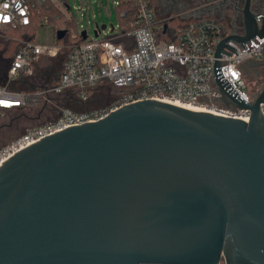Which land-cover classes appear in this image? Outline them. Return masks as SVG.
I'll return each mask as SVG.
<instances>
[{"label": "water", "instance_id": "95a60500", "mask_svg": "<svg viewBox=\"0 0 264 264\" xmlns=\"http://www.w3.org/2000/svg\"><path fill=\"white\" fill-rule=\"evenodd\" d=\"M251 6L213 67L250 121L143 100L17 152L0 167V264H264V88L248 104L219 61L264 37Z\"/></svg>", "mask_w": 264, "mask_h": 264}, {"label": "built area", "instance_id": "2783aa9c", "mask_svg": "<svg viewBox=\"0 0 264 264\" xmlns=\"http://www.w3.org/2000/svg\"><path fill=\"white\" fill-rule=\"evenodd\" d=\"M38 0H0V38L21 44V49L7 62L4 81L0 83V121L10 114L29 107L46 108L54 98L75 91L81 102L91 98V91L101 82L108 81L116 88H127L117 103L110 107L89 111L60 110L52 121L33 126L24 134L0 148V167L17 152L30 147L42 138L68 127L88 122L101 121L111 112L143 100H158L182 107H193L197 111L218 116L250 121V110H241L233 105L226 106L214 77L215 53L218 43L229 36H244L240 31L226 26L216 18L204 19L200 13L185 11L181 19H195L180 28L176 42L160 39L159 33L167 32L166 20L157 14V0H118L115 7L129 6L118 13L119 25H111L110 32L97 27L98 37H89L87 27L80 25V35L87 31V39L81 43L59 45L39 44L27 38L12 37L9 32L29 29L40 11ZM45 2L46 0H42ZM71 19L72 15L60 0H51ZM87 0H85L86 2ZM92 8V6H91ZM259 28L263 26L264 9L252 10ZM133 26L125 29L127 25ZM78 35L74 34L76 39ZM129 38L123 44L117 43ZM224 47L231 56L222 53L219 58L224 78L248 103L255 102L264 86L255 92L249 89L248 76L252 71L257 78L264 63V37H255L243 44L228 40ZM65 55L59 80L47 70L40 71L42 59H56ZM57 76V75H56ZM27 83L32 89L20 92L15 85ZM264 115V104L260 105ZM222 264H225L223 262Z\"/></svg>", "mask_w": 264, "mask_h": 264}, {"label": "rangeland", "instance_id": "374dc122", "mask_svg": "<svg viewBox=\"0 0 264 264\" xmlns=\"http://www.w3.org/2000/svg\"><path fill=\"white\" fill-rule=\"evenodd\" d=\"M117 2L118 0H115V4ZM69 3H71L69 4L70 10H68L70 16L73 14V17L75 21H77V23L89 28V37L91 38H94L97 27H102L106 25L108 26V29L105 30L104 33H109V28L111 27V25H119L118 13L113 0H87L86 2L85 0H69ZM193 9H195V7L192 5L180 3V5L173 7L172 13L169 17H166L164 15L159 16V14H157L158 17H160L162 20L167 19L166 22H168V20H172L173 18H179L177 16H181L183 12L193 11ZM200 14L202 16H211L212 18H216L221 22L223 21L226 26H231L232 29L234 28V30L240 31V26L237 22L225 21L222 19V16L212 15L210 14V12L207 11H200ZM59 27L60 26L54 27L52 25L44 23L42 26H40V28H38V31H36L35 42L39 44H56V33L57 30H59L57 29ZM25 35L27 34H25L24 31V36ZM11 36L23 38L22 34L20 33L12 34ZM67 44L68 43L59 45ZM6 48V45L0 46V53H2ZM65 59V55L62 54L59 59L50 61L48 64L44 65L45 67L42 66L43 68L40 67V71L47 70L49 68V72L53 74L54 77H56V75L60 74L61 66ZM7 64H3V66H0V82L4 81V70L6 69ZM254 80L255 78L248 76L250 90L253 88V84H255ZM62 98L63 97L54 98L52 104H49V106L46 108L22 109L18 112L10 114L9 117H6L5 119L1 120L0 134L3 137L2 140H0V147L6 146V144L20 137L29 128L52 121L57 118L60 113V110L64 109V105H66L64 104V101L61 100ZM96 98L97 97H93V100H95ZM69 105H71L70 107H73L75 110H83L80 105ZM12 135H15V137H13Z\"/></svg>", "mask_w": 264, "mask_h": 264}, {"label": "trees", "instance_id": "16d2710c", "mask_svg": "<svg viewBox=\"0 0 264 264\" xmlns=\"http://www.w3.org/2000/svg\"><path fill=\"white\" fill-rule=\"evenodd\" d=\"M63 2V4L66 7H69L71 3H69V0H60ZM130 7L128 6H120L117 9V13H119L123 9H129ZM37 10L40 11V14L35 17L33 21V25L26 30H20L16 32H9L10 35L12 34H22L23 38L31 39L35 41V36H36V31H38V28L42 26L44 23H47L49 25H52L54 27L60 26L59 30H57L56 33V41L58 44H64V43H81L84 42L83 37L79 34L80 32V25L75 21L73 15L71 19H68V17L52 2L51 0H46L43 2L42 0L37 1ZM93 10V9H92ZM88 14V13H87ZM204 19L206 18H212L211 16H203ZM195 19L191 18L188 20L185 19H180V18H173L172 20H168L166 22L167 25V32L164 33V29L159 33L160 39H163L167 42H176V34L178 33V30L180 28L187 26L190 22H193ZM223 23V21H222ZM224 24V23H223ZM133 26H130L129 24L125 26V29H131ZM89 30V28H87ZM24 31L25 35L24 36ZM59 31H66V35L62 40H58L57 34ZM76 34L78 37L76 39L73 38V35ZM127 40H131L129 38H122L117 43L123 44L127 42ZM6 45L7 48L0 53V66H3V64H7L6 61L9 62L14 55L20 51L21 49V44H16L12 43L10 41H7L6 39H0V46ZM61 55L56 58L59 59ZM56 59H42L39 63V69L40 67H45L44 65L48 64L50 61H54ZM64 62L61 66V72L64 67ZM42 67V68H43ZM263 70L260 71L259 76L254 80L253 88L252 90L255 92H258L263 86H264V68ZM60 72V73H61ZM59 75L55 77V82L59 80L58 78ZM4 77V76H3ZM1 83V82H0ZM249 83V82H248ZM250 84V83H249ZM14 88H16L20 92L28 93L32 88L27 85V83L20 82L18 85H15ZM129 90L127 88H116L113 84H110L108 81H103L100 83V85L92 90L91 92V98L87 102H81L78 100L77 96L75 95V91H70L67 92L65 95L61 96L63 97L61 100L64 101L65 108H70L74 111L75 110L73 107H70L71 105L69 104H77L82 107L83 110L81 111H89V110H94V109H100V108H106L110 107L113 104L117 103L119 98L123 95L126 94ZM100 94V95H99ZM93 97H97L95 100H93ZM109 98V99H107ZM29 108H35V107H29ZM80 111V112H81Z\"/></svg>", "mask_w": 264, "mask_h": 264}, {"label": "flooded vegetation", "instance_id": "af4514ba", "mask_svg": "<svg viewBox=\"0 0 264 264\" xmlns=\"http://www.w3.org/2000/svg\"><path fill=\"white\" fill-rule=\"evenodd\" d=\"M245 2L246 0H157V13L159 16L164 15L169 17L173 7L183 3L194 6L195 9L193 11L196 13L207 11L212 15L222 16V19L225 21L237 22L240 29H243L242 9L245 7ZM257 9H264V0H252L251 10ZM253 76L254 74L251 71L250 77ZM12 136L15 137V135ZM2 137L0 134V140H2Z\"/></svg>", "mask_w": 264, "mask_h": 264}, {"label": "bare ground", "instance_id": "6f19581e", "mask_svg": "<svg viewBox=\"0 0 264 264\" xmlns=\"http://www.w3.org/2000/svg\"><path fill=\"white\" fill-rule=\"evenodd\" d=\"M186 108H189V109H191V110H197V109H195V108H193V107H186Z\"/></svg>", "mask_w": 264, "mask_h": 264}]
</instances>
